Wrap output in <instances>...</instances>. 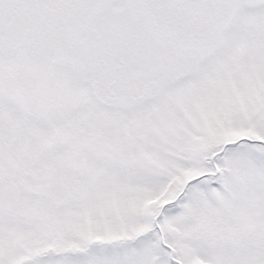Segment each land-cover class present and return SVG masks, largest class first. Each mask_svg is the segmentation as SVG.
<instances>
[{
  "label": "snow or ice",
  "instance_id": "snow-or-ice-1",
  "mask_svg": "<svg viewBox=\"0 0 264 264\" xmlns=\"http://www.w3.org/2000/svg\"><path fill=\"white\" fill-rule=\"evenodd\" d=\"M0 264H264V0H0Z\"/></svg>",
  "mask_w": 264,
  "mask_h": 264
}]
</instances>
